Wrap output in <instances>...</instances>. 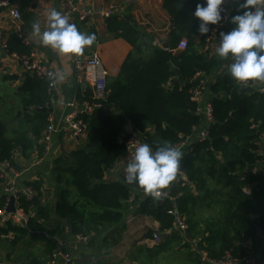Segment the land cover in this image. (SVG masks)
Listing matches in <instances>:
<instances>
[{
  "label": "trees",
  "instance_id": "1",
  "mask_svg": "<svg viewBox=\"0 0 264 264\" xmlns=\"http://www.w3.org/2000/svg\"><path fill=\"white\" fill-rule=\"evenodd\" d=\"M198 2L201 0H163L171 26L161 46L153 45L129 16L105 18L107 34L125 41L130 50L120 63L117 77L107 79V96L97 100L102 106L83 115L87 126L85 145L71 150L69 160L60 156L53 162L55 205L49 208L41 203V180L24 183L36 191L32 199L21 197L19 201L28 216L26 226L9 222L0 225V243L9 233L15 235L13 241L44 231L49 236L46 248L50 253L57 245L53 234L61 226L72 236L104 232L121 222L125 204L132 200L139 204L140 213L158 223L156 231L164 241L156 248L163 252L180 240L174 216L167 213L174 201L187 227V240L205 249L210 259L264 252V174L252 170H264V153L259 150L264 134V91H258L255 85L260 81L243 86L228 71L208 81L204 99H209L213 123L207 138L189 144L190 152L183 154L176 179L164 190L167 197L158 201L142 188L127 184L122 176L105 180L106 172L126 153L127 125L153 148L172 146L192 136L195 129L207 126L202 115L196 113V103L189 93L197 84V74L209 73L213 67L212 57L198 50L196 44L199 21L192 13ZM180 42L185 43L184 48L179 47ZM6 44L8 54L30 51L12 31ZM21 81L22 129L8 138L7 114L0 113V162H9L17 169L21 167L14 165L16 154L29 160L34 150L41 153L38 140L48 125L50 108V79L25 73ZM82 93L79 101L95 102L90 91ZM244 189L249 193L245 194ZM3 201L0 196V203ZM53 212L67 223L54 220ZM153 232L147 230L146 237L151 239ZM25 261L40 264L31 253Z\"/></svg>",
  "mask_w": 264,
  "mask_h": 264
},
{
  "label": "crops",
  "instance_id": "2",
  "mask_svg": "<svg viewBox=\"0 0 264 264\" xmlns=\"http://www.w3.org/2000/svg\"><path fill=\"white\" fill-rule=\"evenodd\" d=\"M63 0H9L12 6L19 9L21 13L20 24L26 31L29 38L30 49L38 53L39 60L46 65L50 72L64 70L67 72V78L62 83H57L54 79L52 82L51 92L49 95V115L54 116V125L56 131L52 134L49 144V151L43 158L44 144L41 139L38 144L42 147L41 153L34 150L31 158L27 160L16 154L14 160L22 169V175L17 179V185H23L26 182L41 180V203L50 208L57 201V187L53 184L51 170L53 162L60 156L67 157L68 153L77 147L80 143L86 142V137L71 139L66 126L59 119L61 113L60 103L78 100V95H83V90L91 92L93 86V70L85 68L82 71L83 81L79 83L76 80L77 72L74 70L73 62L75 56H61L51 48L43 47L38 40L31 34V25L34 21L39 20L41 30H45L46 16L50 9L55 8L58 11L59 4ZM86 7L94 10L93 17L89 21H74L77 28L87 34H95L96 41L91 47L85 48L84 52L90 54L96 51L108 71V78L117 77L120 63L129 52L130 46L122 39H114L107 34L105 28V18L102 15L104 11L113 7L115 15L122 17L129 16L139 27H141L149 39H152L153 45L161 46V42L170 30V17L162 7L163 0H83ZM236 6L231 2V16L236 14ZM230 16V17H231ZM3 27L4 35L7 37L12 30L9 17L4 5L0 6V27ZM233 25L228 21L227 25L221 32L230 31ZM1 30V29H0ZM91 31H94L92 33ZM202 37L196 36L198 50L202 47ZM219 46V37L209 50V56L212 57L213 67L209 73H203L208 80L215 79L222 72L227 71L231 60L220 59L215 52ZM18 59L7 53L0 46V113L7 114L6 122L14 121L17 129L7 131L6 136L12 137L21 129L19 116L21 115L22 97L20 93L21 80L24 74ZM256 87L264 86V81L255 83ZM206 94V93H205ZM52 101V103H51ZM8 105L7 110L2 108ZM67 111V110H65ZM64 111V112H65ZM20 113V114H19ZM50 117V116H48ZM132 129L127 125L125 134ZM14 134V135H13ZM121 164L119 160L112 169L105 174V180H117L120 177ZM184 179V177H182ZM139 193V197H140ZM124 216L120 223L110 226L104 232L86 235L87 241H79L69 234L68 229L61 226L53 234L57 243L64 241L66 251L72 256L73 264H168V260L173 254L179 258H187L188 263L193 264L194 257L200 259V250L196 242L180 236L176 246L174 241L171 246L163 252H157V246L152 244L146 237L147 230H157L158 223L151 217L139 212V204L136 201L129 200L126 202ZM177 231V229H175ZM31 233L38 239L31 241L28 237L15 239V235L9 233L3 236L0 243V264H26L25 257L28 253L33 254L40 261V264L48 263L49 252H47L46 240L49 238L46 232ZM177 234V233H176ZM175 238V236H172ZM164 238L162 239V243ZM188 245V247H186ZM195 262V261H194ZM198 264H202L199 260ZM52 264H61L60 260Z\"/></svg>",
  "mask_w": 264,
  "mask_h": 264
},
{
  "label": "built area",
  "instance_id": "3",
  "mask_svg": "<svg viewBox=\"0 0 264 264\" xmlns=\"http://www.w3.org/2000/svg\"><path fill=\"white\" fill-rule=\"evenodd\" d=\"M4 5L9 17V22L12 25L13 33L20 38L21 42L29 46V38L26 36V31L22 28L21 13L19 9L15 6H12L9 0H0V6ZM60 12L69 16L70 22L74 21H89L93 17L94 10L91 7H86L83 0H63L59 4ZM113 7L109 10L103 12L104 18L111 17L115 15ZM223 14L225 19L218 25L210 26L212 31L208 33L207 36L202 37V47L201 51L208 52L209 48L214 45L219 37L220 32L227 25L230 16H231V0H226V3L223 5ZM0 46L2 49H7L6 36L4 35L3 27H0ZM180 48L185 47L184 42L179 43ZM16 57L19 63L22 66L23 71L27 73H33L40 78H47L52 74L49 68L44 65L43 62L39 60L38 53L30 49L29 53L23 55H17L15 53L11 54ZM74 70L77 72L76 80L81 83L83 81L82 71L85 68L93 70V86H92V99L95 102L90 103L87 100H75L67 101L65 103H60L61 113L59 119L62 120L66 126L67 131L69 132V137L71 139L80 138L86 135V123L83 120V115L89 114L94 108H100L102 105L97 100H103L107 96V79L108 71L104 68L103 62L97 52H92L87 54L83 52L80 56H75L73 62ZM203 75V74H202ZM198 80L197 84L193 87L190 93V98L196 103V113L202 115L203 120L207 124L201 130H194L192 136L186 140H182L178 143L173 144V147L179 148L183 154H186L190 151L189 144L192 141H202L208 136L209 125L213 123L212 108L209 102V99H204V95L207 90L208 79L203 76ZM47 93L51 92L52 82L50 81ZM245 86V84H243ZM258 91H264V86L257 87ZM52 103V101H51ZM67 110V111H65ZM65 111V112H64ZM48 125L45 127L41 134V142L44 144V153L43 158L46 156L49 151V144L52 138V134L56 131L54 125V116L49 115ZM261 139L263 140L262 144H259L262 153H264V134H261ZM144 143L141 138L138 136V133L133 129L127 131L124 135V145L126 148V153L124 156L120 157L118 160L121 164L120 176L124 177V169L127 163L131 160L135 148ZM117 160V161H118ZM116 161V162H117ZM14 165H17L14 160ZM257 168L253 169V172H256ZM261 174H264V170L260 171ZM22 175V170H19L12 166L9 162H0V196L4 197V201L0 203V225H4L9 222L16 226L25 227L27 223L28 216L23 213L19 203L20 198L24 197L26 199H32L36 195V191L32 188V185H17V179ZM164 194L162 195L163 199L167 197V194L163 190ZM244 193L248 194L249 190L244 189ZM13 197L15 200V210L14 212H7L6 208L9 204L10 198ZM153 198V197H152ZM168 214L174 216V226L177 228L179 235L185 237L187 227L184 223V220L178 215L174 201L173 208L168 210ZM33 215V214H32ZM75 238L79 241L86 242L87 237L83 235H75ZM152 244L157 245L162 242L161 234L154 230L152 233V238L150 239ZM200 261L206 264H264V252L256 255L244 256L241 258H232L229 254H226L219 259H210L209 254L200 250ZM60 260L61 264H73L72 256L66 251V244L64 241H59L56 247L49 253L48 263L52 264L54 261Z\"/></svg>",
  "mask_w": 264,
  "mask_h": 264
},
{
  "label": "clouds",
  "instance_id": "4",
  "mask_svg": "<svg viewBox=\"0 0 264 264\" xmlns=\"http://www.w3.org/2000/svg\"><path fill=\"white\" fill-rule=\"evenodd\" d=\"M231 2L236 6V14L229 19L233 27L230 31L220 32L216 55L222 60H231L227 71L237 83L264 81V0ZM225 3L226 0H201L196 4L192 15L198 18L196 31L200 36H207L212 31L210 26L225 19ZM46 25L42 31L40 21H34L31 34L43 47L51 48L61 56H80L96 41L95 34L81 32L70 22L69 16L55 8L48 11ZM67 75L64 70L54 71L49 79L62 83ZM182 158L183 152L179 148L168 144L153 148L142 143L135 148L124 169V180L142 188L154 199L162 198L163 190L176 179Z\"/></svg>",
  "mask_w": 264,
  "mask_h": 264
},
{
  "label": "rangeland",
  "instance_id": "5",
  "mask_svg": "<svg viewBox=\"0 0 264 264\" xmlns=\"http://www.w3.org/2000/svg\"><path fill=\"white\" fill-rule=\"evenodd\" d=\"M94 52H96V51H94ZM103 66H104V68L106 67L105 65H104V63H103ZM106 69V68H105ZM107 70V69H106ZM6 104V103H5ZM2 108L4 109V110H7V108H8V105L6 104V105H3L2 106ZM20 114V113H19ZM5 124H6V133H7V131H9V130H11L12 128L13 129H17L18 128V126L17 125H15V123H14V121H8V123L5 121ZM14 135V134H13ZM85 141L84 142H82V143H80L78 146H83V145H85ZM22 168H20L19 170H21ZM214 209H217L216 207H214ZM198 212H200V213H202V214H204L202 211H200V209L198 208ZM30 236V235H29ZM31 241H35L36 239H38L37 237H35V236H31V237H28ZM187 261V258H184V257H182V258H179V257H177V254H173V256H171L168 260H165V262L167 263L168 262V264H192L191 262L190 263H188V262H186ZM195 261V262H194ZM198 260H197V258L196 257H194V260H193V264H198V262H197ZM200 261V260H199Z\"/></svg>",
  "mask_w": 264,
  "mask_h": 264
},
{
  "label": "water",
  "instance_id": "6",
  "mask_svg": "<svg viewBox=\"0 0 264 264\" xmlns=\"http://www.w3.org/2000/svg\"><path fill=\"white\" fill-rule=\"evenodd\" d=\"M66 158H67V157H64V159H66ZM93 182H94V181H93ZM158 201H160V200H158ZM55 203H56V201H55ZM14 204H15V200H14L13 197H11V198H10V201H9V204H8V206H7V208H6V211H7V212H11V213L14 212V210H15ZM52 218H53L54 220H56V221H61V222L64 223V224L67 223L65 220L60 219V218L55 214V212H53V214H52ZM38 234L41 235V236L44 235L43 233H38Z\"/></svg>",
  "mask_w": 264,
  "mask_h": 264
},
{
  "label": "bare ground",
  "instance_id": "7",
  "mask_svg": "<svg viewBox=\"0 0 264 264\" xmlns=\"http://www.w3.org/2000/svg\"><path fill=\"white\" fill-rule=\"evenodd\" d=\"M201 78H204L203 75H202L201 73L197 74V82H198V80L201 79ZM189 152H190V151H189ZM189 152H187V153H189ZM187 153H186V154H187ZM254 168H257V171L259 170V172L262 171V168H258V167H253L252 170H253ZM257 171H256V172H257ZM165 192H166V191H165ZM157 200H161V199H157ZM174 228L177 229L175 226H174ZM183 238L186 239V236L183 237ZM200 262H201V261H200ZM201 263H202V264H206V263H204V262H201Z\"/></svg>",
  "mask_w": 264,
  "mask_h": 264
}]
</instances>
